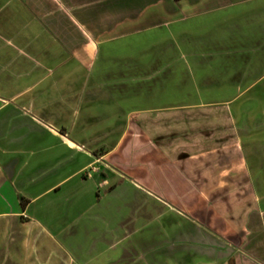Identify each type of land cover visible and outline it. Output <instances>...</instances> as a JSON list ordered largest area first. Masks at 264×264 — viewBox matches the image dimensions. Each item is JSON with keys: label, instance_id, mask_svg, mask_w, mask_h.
Instances as JSON below:
<instances>
[{"label": "crops", "instance_id": "obj_1", "mask_svg": "<svg viewBox=\"0 0 264 264\" xmlns=\"http://www.w3.org/2000/svg\"><path fill=\"white\" fill-rule=\"evenodd\" d=\"M0 264H264V0H0Z\"/></svg>", "mask_w": 264, "mask_h": 264}, {"label": "built area", "instance_id": "obj_2", "mask_svg": "<svg viewBox=\"0 0 264 264\" xmlns=\"http://www.w3.org/2000/svg\"><path fill=\"white\" fill-rule=\"evenodd\" d=\"M93 170H94V169H93ZM86 174L89 176V175H90V174H89V171H87Z\"/></svg>", "mask_w": 264, "mask_h": 264}]
</instances>
